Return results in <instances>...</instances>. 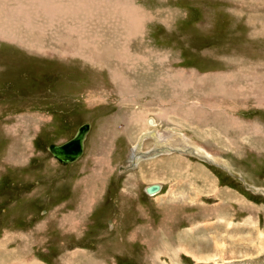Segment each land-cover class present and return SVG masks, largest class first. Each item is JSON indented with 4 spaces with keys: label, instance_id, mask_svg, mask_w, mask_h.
<instances>
[{
    "label": "rangeland",
    "instance_id": "rangeland-1",
    "mask_svg": "<svg viewBox=\"0 0 264 264\" xmlns=\"http://www.w3.org/2000/svg\"><path fill=\"white\" fill-rule=\"evenodd\" d=\"M128 1L144 22L130 39L108 9L56 23L111 45L93 62L57 26L0 38V264H264V0ZM84 122L82 158L59 166L46 147ZM155 148L191 151L130 163Z\"/></svg>",
    "mask_w": 264,
    "mask_h": 264
},
{
    "label": "bare ground",
    "instance_id": "bare-ground-1",
    "mask_svg": "<svg viewBox=\"0 0 264 264\" xmlns=\"http://www.w3.org/2000/svg\"><path fill=\"white\" fill-rule=\"evenodd\" d=\"M3 2H13L15 6L0 7V38L11 39L13 41L20 40L18 34L20 32H23L21 30H27L31 34L36 29H41L43 31L44 30L43 27L46 26H52V27L57 26L63 29L56 23L74 24L75 23L74 17L76 15H83L84 19H82L80 22H82L85 25L87 24L88 27H91V25L98 27L102 23V21L97 23L99 19L98 17L101 16L100 11H105V9L110 10L111 15L116 16L117 13L120 18L123 17L125 20L129 19V21L126 22L128 24V27L124 28L126 35L122 33L119 34L118 36L115 34L114 36L115 40L118 42L121 41L120 39L126 40L127 38L129 39L132 38L134 34H136L135 30H137L136 32H138V30L141 29L142 24L144 23V22L143 23L140 22L141 21L140 14L135 12L137 8H135L133 4H130L131 1H125V0L124 1L123 0H0L1 5ZM93 16L96 18L95 20H97V22L89 23V19L91 20ZM12 30H14V32ZM63 30L65 31V36L60 37L56 42V44L60 47L62 46V44H65L66 46H68L69 50L70 49L74 50V54L84 53L86 59L83 60L85 61L93 62V59L96 56H107L114 52V49L111 47V45H107V43H106L107 47H101L102 50H98L95 44H90L92 42L94 43V41H96L98 37L90 35L86 30L85 26L77 27V28L67 26L66 29ZM99 41H101V39ZM25 46H28V48L31 49L37 47L39 50H42V44L38 41L35 42L34 40L32 42L26 43ZM122 49L124 50L123 54L125 55L128 54L126 49L124 48ZM120 81L124 83L125 80L123 81L121 79ZM237 93L241 94V90H239ZM227 95L230 96L232 95V93L228 92ZM166 117L167 114L164 113V118ZM148 124L149 126H154L157 123L154 119L149 118ZM90 129H91V125L82 144L83 145L82 155L72 164L62 165L59 162H57L48 152L47 150L48 146L46 147L47 152L51 155L52 159L59 166L66 167L73 165L74 163L78 162L84 154L85 141L87 139V135L90 132ZM53 145L59 146L56 144ZM184 146L186 145L184 144ZM165 150H167L165 152H168V149ZM150 156L152 155H149L148 157ZM155 182L145 187L146 188L145 192L147 195L155 196L160 193L162 185ZM150 188H154V189L149 190Z\"/></svg>",
    "mask_w": 264,
    "mask_h": 264
},
{
    "label": "water",
    "instance_id": "water-1",
    "mask_svg": "<svg viewBox=\"0 0 264 264\" xmlns=\"http://www.w3.org/2000/svg\"><path fill=\"white\" fill-rule=\"evenodd\" d=\"M90 128L89 124L82 125L81 127L78 128L77 132L75 135L68 140L67 142L55 146L53 144L49 145L47 150L48 152L52 155V157L59 162L62 165H70L73 162H75L81 155L83 151V141L85 139L86 134L88 133ZM165 149L162 148H155L151 149L146 153L138 152L135 157L141 158V157H148L149 155H154L155 153L157 154H185L186 151L190 149H184L185 152H180L179 150L175 149H168V152H164ZM191 151V150H190ZM135 157L132 158V162L136 164L137 162L135 161ZM198 157V156H197ZM134 159V160H133ZM154 188H150L149 190H152ZM262 195L264 194L261 193ZM230 264V263H229ZM231 264H249V262L242 261V262H236V263H231Z\"/></svg>",
    "mask_w": 264,
    "mask_h": 264
},
{
    "label": "crops",
    "instance_id": "crops-1",
    "mask_svg": "<svg viewBox=\"0 0 264 264\" xmlns=\"http://www.w3.org/2000/svg\"><path fill=\"white\" fill-rule=\"evenodd\" d=\"M126 1H128V0H126ZM120 136L118 135V136H116L115 137V139H118ZM135 137H130L129 139H128V143H129V145H131V146H135V145H138V142H139V139L137 140V141H135V139H134ZM92 144V143H91ZM142 153H146V152H142ZM212 154H216V153H212ZM248 153H245V155H247ZM217 155V154H216ZM107 156H109V158L107 157ZM106 157L108 158V161L106 162ZM132 157H135V154H133L132 153V155H131V157H130V160H132ZM160 157V156H159ZM140 160H143V157H141V158H139ZM109 160H110V162H112L111 161V158H110V155H108V152H105L104 154H102V156L100 157V159H99V161H98V163H97V160L95 159H90L89 158V160H88V163H90V165H92V168L94 169V170H96L95 169V167H97L98 166V164L102 161V163H101V165L100 166H102V165H107L108 167H109ZM78 162H76V163H74V164H77ZM87 163V164H88ZM74 164L73 165H71V166H67V168H72V167H74ZM122 168V166H119L118 167V169L120 170ZM101 169V168H100ZM99 169V170H100ZM95 175H97V173H95V174H93L92 175V177L91 178H96V176ZM93 178V179H94ZM93 179H91V180H93ZM91 189L93 190V187H91ZM89 190V191H87L86 193H90V195L92 194V190ZM85 197H88L86 194H85ZM89 198H90V196H89ZM87 200V199H86ZM86 204V203H85ZM80 205H82V204H80ZM43 214H46V212L45 213H43ZM75 223V224H74ZM74 224V225H73ZM63 225L65 226H67V227H69V228H67V230L69 229V231H73V232H78V230H77V222H75L74 220H73V222L71 221V222H64L63 223ZM69 225V226H68ZM71 228V229H70ZM63 229H64V227H63ZM17 237H19L18 235H17ZM29 237H32V238H34V236H29ZM20 239H21V241L23 242L24 241V236H20ZM35 239V238H34ZM35 241V240H34ZM32 244V243H31ZM22 247H23V249H20V247H17V248H13L12 250H14V251H16V253L18 252L19 254H20V257L21 258H25L26 257V251H27V249L29 248V246H28V244H25V242L24 243H22V245H21ZM26 247V248H25ZM75 257V255H66V256H63V257H61V258H59V263L60 264H67V260H69L71 257ZM28 260H31V261H34V262H32V263H35V264H44V263H42V262H40L37 258H34L33 256H31V257H29L28 258ZM31 263V264H32ZM16 264H22V262H20V263H16Z\"/></svg>",
    "mask_w": 264,
    "mask_h": 264
},
{
    "label": "flooded vegetation",
    "instance_id": "flooded-vegetation-1",
    "mask_svg": "<svg viewBox=\"0 0 264 264\" xmlns=\"http://www.w3.org/2000/svg\"><path fill=\"white\" fill-rule=\"evenodd\" d=\"M84 123H89V122H84ZM84 123H82V124H84ZM82 124H81V125H82ZM89 124H90V123H89ZM81 125H79V126L77 127V129H78ZM90 125H91V124H90ZM77 129H76V130H77ZM75 132H76V131H75ZM74 134H75V133H74ZM72 137H73V136H72ZM72 137H71V138H72ZM68 140H69V139H68ZM68 140H67V141H68ZM65 142H66V141H65ZM63 143H64V142H63ZM63 143H58V144L54 143V144H56V145H61V144H63ZM49 155H50V154H49ZM50 156H51V155H50ZM63 168H67V167H63Z\"/></svg>",
    "mask_w": 264,
    "mask_h": 264
}]
</instances>
